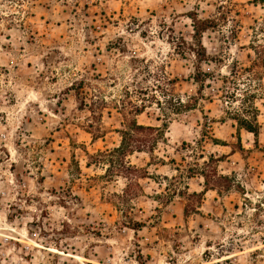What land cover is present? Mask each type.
<instances>
[{"label": "rangeland", "instance_id": "1", "mask_svg": "<svg viewBox=\"0 0 264 264\" xmlns=\"http://www.w3.org/2000/svg\"><path fill=\"white\" fill-rule=\"evenodd\" d=\"M253 46L264 0H0V264H264V94L258 137L220 96ZM123 101L164 130L131 180L95 162Z\"/></svg>", "mask_w": 264, "mask_h": 264}, {"label": "trees", "instance_id": "2", "mask_svg": "<svg viewBox=\"0 0 264 264\" xmlns=\"http://www.w3.org/2000/svg\"><path fill=\"white\" fill-rule=\"evenodd\" d=\"M197 22L201 24V28L207 29L210 27L211 21H209V19H197ZM199 44L201 46V43ZM253 49L256 57L248 66H238L237 63H235L230 69V76L222 77L223 85L221 87L222 91L220 96L223 97V99L228 98L225 99L227 114L229 118L236 122L238 129H245L246 131L253 133L255 137H258L260 130V123L258 121L259 109L255 102L257 97L264 94V87H262L261 83L255 84L254 81L257 78L261 79V75L264 73V48L263 46H253ZM194 51L198 61L202 62L208 60V55L203 47L201 51ZM241 74H247V77H245L247 80V87L242 90L240 95L236 94L234 91H228V84L230 83L237 88L238 85L235 83V78ZM211 76V73H206L202 69H198V72L194 75V80L200 82L202 86L205 84L207 78H210ZM260 88H263L261 92L258 91ZM77 95L81 98L82 108L88 107L93 117L96 116V111L94 109L99 108V106L105 107L106 101L104 99H100L99 101L91 99L88 104L86 101L87 97H83V95L80 94V91ZM237 101L238 106L234 107L232 103ZM116 109L123 115L122 128L117 129V132L121 137L120 144L112 149L100 151V158L95 162H101L103 160L102 162H106L108 165L106 169L107 172H112L116 169V171L126 174V177L131 180V176H134L135 178L140 177L141 173H139L140 170L138 167H135L129 161H126L127 156L135 152L153 153L159 139L164 138V130L160 126L145 125L138 122L136 116L145 110V105L143 103L138 104L131 101H123L119 106H116ZM92 126L93 124L90 123L89 127L92 128ZM238 139L240 140L239 136ZM223 144L225 145L226 143ZM210 160L212 161L213 157H210ZM210 160L209 162H205V164L209 165ZM88 165H90V163H88ZM202 174L205 178V187L207 188L210 181L205 173Z\"/></svg>", "mask_w": 264, "mask_h": 264}]
</instances>
